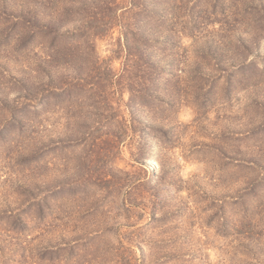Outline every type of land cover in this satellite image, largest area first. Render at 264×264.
<instances>
[{"label": "rangeland", "instance_id": "obj_1", "mask_svg": "<svg viewBox=\"0 0 264 264\" xmlns=\"http://www.w3.org/2000/svg\"><path fill=\"white\" fill-rule=\"evenodd\" d=\"M0 264H264V0H0Z\"/></svg>", "mask_w": 264, "mask_h": 264}]
</instances>
